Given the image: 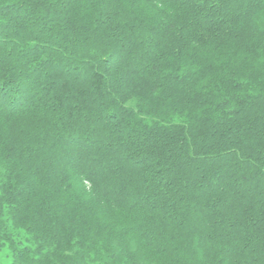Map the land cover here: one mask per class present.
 <instances>
[{
	"label": "trees",
	"instance_id": "1",
	"mask_svg": "<svg viewBox=\"0 0 264 264\" xmlns=\"http://www.w3.org/2000/svg\"><path fill=\"white\" fill-rule=\"evenodd\" d=\"M11 264H264V0H0Z\"/></svg>",
	"mask_w": 264,
	"mask_h": 264
},
{
	"label": "rangeland",
	"instance_id": "2",
	"mask_svg": "<svg viewBox=\"0 0 264 264\" xmlns=\"http://www.w3.org/2000/svg\"><path fill=\"white\" fill-rule=\"evenodd\" d=\"M11 260V253L7 245H0V264H11Z\"/></svg>",
	"mask_w": 264,
	"mask_h": 264
}]
</instances>
